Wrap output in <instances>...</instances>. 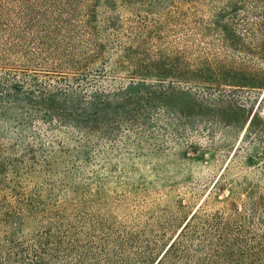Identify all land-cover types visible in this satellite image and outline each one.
Wrapping results in <instances>:
<instances>
[{
  "label": "rangeland",
  "instance_id": "obj_1",
  "mask_svg": "<svg viewBox=\"0 0 264 264\" xmlns=\"http://www.w3.org/2000/svg\"><path fill=\"white\" fill-rule=\"evenodd\" d=\"M78 2L53 4L80 13ZM110 2L111 11L102 2L96 8L99 30H106L110 40V55L116 46L132 41H143L149 53L176 51L191 58L217 50L208 42L219 36L209 29L218 0ZM40 4L46 6L47 0ZM4 38L0 31V41ZM108 70V79L127 81L123 70L113 73L109 65ZM263 92L256 102L249 91L238 97L247 117L259 106V124L264 123V103L259 105ZM8 110L11 121L0 117V130L13 137L20 131L13 118L32 110L20 104ZM160 117V124L170 130H155L140 145L136 133L130 142L124 135L99 144L93 138L89 154L80 157V134L64 129L69 152L61 154L52 143L56 124L50 128L35 117L34 130L48 140L36 150V158L46 156L48 162L20 174L0 173V264H154L204 199V212L221 210L225 218L237 217L230 205L234 201L248 226L250 200L264 192V136L254 146L259 137L251 127L245 133L248 123ZM16 156L28 158L20 150ZM5 158L0 154V164ZM27 203L32 209L26 210Z\"/></svg>",
  "mask_w": 264,
  "mask_h": 264
},
{
  "label": "trees",
  "instance_id": "obj_2",
  "mask_svg": "<svg viewBox=\"0 0 264 264\" xmlns=\"http://www.w3.org/2000/svg\"><path fill=\"white\" fill-rule=\"evenodd\" d=\"M40 1L0 0L5 37L0 41V117L11 121L7 115L12 105L33 112L13 118L20 130L15 136L0 130V154L6 156L0 173L20 174L48 162L46 156L36 158V150L48 140L34 130L35 117L50 128L56 124L52 143L61 154L69 152L64 129L80 134L78 157L89 154L93 138L99 144L124 135L130 142L136 133L140 145L151 132L170 130L160 124V115L168 120L199 116L219 118L224 125L248 123L245 133L251 127L259 137L253 145L260 144L264 123L255 121L259 106L247 117L238 97L249 91L256 102L264 90V0H218L209 29L219 36L208 42L217 50L193 58L159 49L149 53L143 41L118 45L110 55V40L106 30H99L96 10L102 2L111 11L110 0H80V13L69 5L56 7L54 0L46 6ZM110 23L108 19L106 25ZM108 65L113 73L123 70L127 81L108 79ZM18 150L27 161L16 156ZM249 161H254L252 155ZM257 197L249 203L248 226L234 201L230 205L237 217L225 218L221 210L204 212V199L154 264H264V230H257L264 229V192ZM24 207L32 209L31 203Z\"/></svg>",
  "mask_w": 264,
  "mask_h": 264
}]
</instances>
